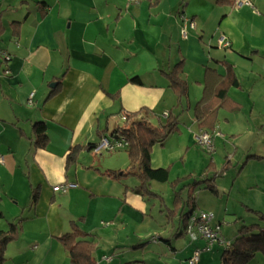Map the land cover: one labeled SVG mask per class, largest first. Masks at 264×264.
Masks as SVG:
<instances>
[{"label": "crops", "instance_id": "obj_1", "mask_svg": "<svg viewBox=\"0 0 264 264\" xmlns=\"http://www.w3.org/2000/svg\"><path fill=\"white\" fill-rule=\"evenodd\" d=\"M221 40L228 45H221ZM222 60L233 66L240 83L235 89L243 90L239 68L253 71L255 63L264 66V0L221 6L216 0H0V230L13 220L21 228L7 244L4 264H69L58 238L71 229L72 221L94 239L96 264H128L131 259L182 264L184 256L177 258L176 252L170 262H160L144 250L139 252L141 261L133 256V249L153 235V249L163 241L176 250L170 238L154 232L160 223L151 200L159 199L135 190L137 173L121 180L100 174L124 169L129 162L125 149L126 157L114 168L105 164L103 153L86 146L122 126L123 112L145 107L157 116L150 119L154 125L168 114L177 117V129L153 146L150 163L169 173L176 170L179 178H187L185 184L209 177L213 169V158L205 163L206 158L196 156L203 150L196 142L200 130L221 133L213 138V151L229 148V166L235 156L237 165L243 156V165L248 158L263 159L264 142L254 150V143L245 144L237 155L240 124L235 113L219 109L209 128H200L194 117V105L210 80L205 70L223 73ZM179 62L187 86L182 105L164 74ZM135 76L141 84L130 81ZM257 76L264 79V74ZM233 97L252 109L249 98ZM37 121L46 124L44 147L34 145ZM75 146L81 148L77 161L67 166L66 157ZM201 163L206 169L197 178L195 168ZM153 182L158 181H151L150 188ZM63 184H69L65 191L53 189ZM34 191L37 198L31 205ZM242 203L261 212L248 201ZM178 226L170 223L163 233L169 229L167 234H186ZM200 240L193 241L191 253L188 248L184 264L201 248L196 244ZM108 242L110 255L100 248ZM209 257L200 253L196 264H208Z\"/></svg>", "mask_w": 264, "mask_h": 264}, {"label": "trees", "instance_id": "obj_2", "mask_svg": "<svg viewBox=\"0 0 264 264\" xmlns=\"http://www.w3.org/2000/svg\"><path fill=\"white\" fill-rule=\"evenodd\" d=\"M158 0H154V3ZM235 0H216V3H234ZM224 66L223 73H219L216 69L207 67L206 74L210 76L207 81L202 97L196 102L193 113L200 128H209L213 126L219 109H234L239 106L228 95L230 87H239V80L234 72L233 66L226 60L220 61ZM181 62L173 66L167 72H164L169 87L174 92L177 104L182 105L183 99L187 92L185 81L180 77ZM135 84H141L139 77L130 78ZM57 90H52L50 94ZM49 94V95H50ZM126 120L122 126L112 130L109 134H122L127 138L128 145L125 148L129 158L128 165L124 169L105 170L100 172L101 175L107 176L113 180H121L134 173H137L138 185L136 191L147 197L158 198L162 202V197L151 190V181L166 182L169 178V169L164 167L153 168L150 163L151 151L155 144L163 142L169 134L177 129V117L168 114L164 121L154 125L150 119L157 117L148 108H140L134 112H123ZM35 134L34 145L44 147L48 142L46 134V124L43 121H37L33 124ZM102 135H104L102 133ZM94 144L87 145L86 148L91 150ZM80 147L70 148L66 157L67 166L77 161ZM254 158L261 156L252 155ZM229 163V162H228ZM209 163L208 166H211ZM208 168V167H207ZM216 173L211 177L205 176L202 179H194L192 182L185 184L188 189L187 197L184 199L178 191L173 194V209H169L166 213L169 215L177 214L183 225L182 232L186 228L188 216L194 208V197L192 192L195 188L201 187L207 189L214 194H218L215 183ZM36 192L34 191L31 199V205L36 202ZM261 220H264V214L254 211ZM20 225L18 220H13L8 224L7 229L0 230V264L5 262V249L7 244L16 239L20 233ZM58 240L67 253L69 264H96L93 258V252L97 246L91 234L82 230L77 221L71 222V229L62 234ZM257 252L264 254V226L253 223L243 225L235 238L230 241L229 246L223 247L220 254L221 264H246L252 260Z\"/></svg>", "mask_w": 264, "mask_h": 264}, {"label": "rangeland", "instance_id": "obj_3", "mask_svg": "<svg viewBox=\"0 0 264 264\" xmlns=\"http://www.w3.org/2000/svg\"><path fill=\"white\" fill-rule=\"evenodd\" d=\"M216 4L221 6V3ZM225 54H230V51ZM252 70L253 71H250V68H239L240 76L242 79H244L243 90L230 87L229 89L232 92L230 91L229 93L228 89V95L230 98L239 104L237 108L225 109L229 110V113H235V115H237L236 119L240 124V128L237 130L239 132V136H237L239 146L237 155H241L243 150L242 147L245 146V144L248 146L254 143L255 147L252 149L254 150L257 149L260 143L264 142V79L261 80L259 79V76H257L264 74V66L262 64L255 63L252 66ZM236 94H242L244 99L249 98L250 102L253 103L252 109L249 106H245V102L243 107L242 103L233 97V95ZM155 120L156 121L154 122L156 123L157 118H155ZM221 148H217L211 153H207L204 150L200 151L198 149L196 154L197 157L199 153L201 156L206 158L205 163L213 158V169L208 170V175L211 177L213 173H216L215 180L218 188V194H214L207 189L197 187L194 189L195 192L193 197L197 200L196 209L208 214H212V224L218 223V220H220L221 235L227 240L232 241L239 233L243 225L257 223L261 226H264V220H261L258 214L252 210H249L245 204L242 203V201H248L254 205L255 208L261 210V212L264 214V154H262L263 159L261 160H251L248 158L249 160L244 165L243 161L245 160L246 156H243V161L241 160L238 165L236 164L238 159L235 156L233 158L234 162L232 163V167L229 166V160L225 157L227 155L226 152H232L229 151V148L228 151L227 149H224L223 151ZM228 156H230V154ZM102 157L105 160V164L116 168V164L120 162L118 159H121V157H126V152L121 150L111 154L103 153ZM189 158H191V155ZM204 165V163H201L200 165L196 166L195 174H198V177H193H201L200 172L203 168H205ZM177 167L179 166L177 165ZM175 171L176 170L169 173V178L166 182H153V186L151 187L152 190L163 197V201L150 200L156 209V215L154 217L155 221H158L160 224L164 223V225L161 226L157 223V228L154 232L159 231V233L166 235L164 238H170L172 244H175L174 246L176 250L174 251L173 249H170V247L166 246L163 241H157L159 251L153 249L155 244L152 243V239L157 236L153 235L154 237H149L150 239L145 244H143L141 248L138 247L133 249L132 252H137L136 254H133V256L136 258L140 256L139 252L144 250L143 252H145L144 254H147V256L154 255L157 257L158 261L160 259V262H170L173 260L171 257H173V254L176 252L177 258L178 256H184V258H180V262L184 264V259H186L188 254L191 253V245H193L195 242L191 241L187 234L181 233L175 235L174 231H171L170 234H167V230L169 229H166L163 233V228H169L170 223L174 224V227L178 226L177 219L179 216L177 214L169 215L167 217L168 219L166 218V213L168 212L166 208L173 209L174 207L172 201L174 191H178L183 198L187 197V189L186 186H184L185 183H187V178H179L182 175L176 174ZM219 174H221V176H217ZM191 181L192 179L190 182ZM160 208L163 209L162 213L159 212ZM179 226L181 227L182 231V223ZM152 227H154L153 224ZM178 231L179 230L177 229V232ZM196 244L203 247L205 242L204 240H200L199 242H196ZM110 247V242L106 243V245L100 246V248L109 255L111 254L109 252ZM188 248L190 252L188 251ZM222 251L223 247L215 244L210 249L202 251L201 257L210 256L208 258V264H221L220 254ZM131 260L132 261L128 264H141V262H136L137 259ZM139 261H141V259H139ZM176 262H178V259ZM246 264H264V254L262 252H257L254 258Z\"/></svg>", "mask_w": 264, "mask_h": 264}, {"label": "built area", "instance_id": "obj_4", "mask_svg": "<svg viewBox=\"0 0 264 264\" xmlns=\"http://www.w3.org/2000/svg\"><path fill=\"white\" fill-rule=\"evenodd\" d=\"M131 2H138L139 0H129ZM246 3H249L245 1ZM186 21V18H184ZM189 25L194 26V23L190 21ZM184 33V31H183ZM221 45H228L227 42L220 41ZM5 59L9 56L3 54ZM165 116L167 113L164 114ZM122 121L126 118L124 115L121 117ZM215 135H221L218 131L200 130L196 136L197 144L207 153H211L214 149L213 138ZM128 145L127 138L122 134L102 136L97 143H95L91 151L95 154L112 153L122 149H125ZM69 184L56 185L53 187L54 190L65 191ZM213 215L200 211L193 208L188 216L185 233L191 239V241H197L199 239L204 240L205 245L201 248H196L188 259L189 264H196L199 260L200 253L202 251L210 249L215 244L222 247H227L230 244V240H227L221 235L220 223L212 224ZM156 241L157 238L152 239Z\"/></svg>", "mask_w": 264, "mask_h": 264}]
</instances>
